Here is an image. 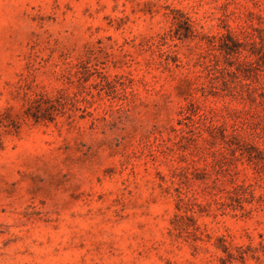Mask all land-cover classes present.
<instances>
[{
  "label": "rangeland",
  "instance_id": "rangeland-1",
  "mask_svg": "<svg viewBox=\"0 0 264 264\" xmlns=\"http://www.w3.org/2000/svg\"><path fill=\"white\" fill-rule=\"evenodd\" d=\"M0 264H264V0H0Z\"/></svg>",
  "mask_w": 264,
  "mask_h": 264
},
{
  "label": "trees",
  "instance_id": "trees-1",
  "mask_svg": "<svg viewBox=\"0 0 264 264\" xmlns=\"http://www.w3.org/2000/svg\"><path fill=\"white\" fill-rule=\"evenodd\" d=\"M31 116H32L34 119H37V117H35L33 114H31Z\"/></svg>",
  "mask_w": 264,
  "mask_h": 264
}]
</instances>
